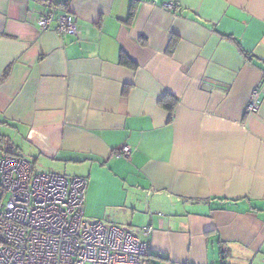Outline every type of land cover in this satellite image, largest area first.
Returning a JSON list of instances; mask_svg holds the SVG:
<instances>
[{
  "label": "crops",
  "instance_id": "obj_1",
  "mask_svg": "<svg viewBox=\"0 0 264 264\" xmlns=\"http://www.w3.org/2000/svg\"><path fill=\"white\" fill-rule=\"evenodd\" d=\"M0 151L83 177L162 262L264 264V0H0Z\"/></svg>",
  "mask_w": 264,
  "mask_h": 264
},
{
  "label": "built area",
  "instance_id": "obj_2",
  "mask_svg": "<svg viewBox=\"0 0 264 264\" xmlns=\"http://www.w3.org/2000/svg\"><path fill=\"white\" fill-rule=\"evenodd\" d=\"M52 23L62 37L77 33L71 14L49 6L38 26L45 30ZM258 99L259 89L254 88L249 112H257ZM131 151L124 145L114 154L129 158ZM85 188L83 177L37 172L22 156L2 155L0 264H141L149 249L140 235H149L152 227L86 218Z\"/></svg>",
  "mask_w": 264,
  "mask_h": 264
},
{
  "label": "trees",
  "instance_id": "obj_3",
  "mask_svg": "<svg viewBox=\"0 0 264 264\" xmlns=\"http://www.w3.org/2000/svg\"><path fill=\"white\" fill-rule=\"evenodd\" d=\"M131 15L132 14H130V17H131ZM119 63L122 65H125L127 67H130L132 69L136 67V63L123 51H121L119 54ZM173 103H174V101L173 102L169 101V102L164 103V106L167 107L171 111L172 107H173ZM151 258H157L160 261H162V259H163L162 257L154 255V254L149 252V254L146 257H144V259H142L141 261L147 262V264H151V262H152Z\"/></svg>",
  "mask_w": 264,
  "mask_h": 264
},
{
  "label": "rangeland",
  "instance_id": "obj_4",
  "mask_svg": "<svg viewBox=\"0 0 264 264\" xmlns=\"http://www.w3.org/2000/svg\"><path fill=\"white\" fill-rule=\"evenodd\" d=\"M2 155H3V153L0 151V157ZM35 171L44 172V173L53 172L52 170H50V168L46 167L45 165L41 166L40 164L35 167ZM67 176H69V175H67ZM0 197H1V190H0ZM2 200H4V196H2ZM85 217L89 218L86 215H85ZM90 219H94V218H90ZM142 259H144V258H142ZM151 261H152L151 264H168V263H165V262L158 260L157 258H151ZM141 264H147V262L141 261ZM223 264H228V263L224 262Z\"/></svg>",
  "mask_w": 264,
  "mask_h": 264
}]
</instances>
